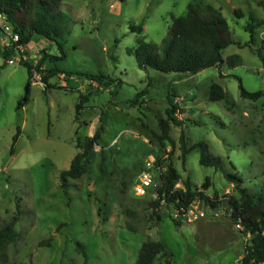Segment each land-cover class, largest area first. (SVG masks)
I'll return each mask as SVG.
<instances>
[{"label":"rangeland","instance_id":"1","mask_svg":"<svg viewBox=\"0 0 264 264\" xmlns=\"http://www.w3.org/2000/svg\"><path fill=\"white\" fill-rule=\"evenodd\" d=\"M189 4L214 6L242 45L225 48L221 66L195 74L140 68L127 49L139 36L160 47L173 18L185 14ZM60 5L70 30L64 58L55 59L62 54L58 44L39 35L17 55L11 37L0 29V228L18 207L22 210L18 237L0 252V264H135L147 240L162 241L171 254L153 264H169L167 259L170 264H238L250 235L230 218L225 196L240 194L221 171L200 163L198 149L184 161L180 135L184 130L188 146L206 142L210 154L221 158L227 172L239 174L249 191L264 187V98H244L240 89L241 80L249 92L264 91V66L254 51L264 43V24L255 30V44L246 45L250 33L245 30L251 17L264 21V0H60ZM237 56L241 64L231 67L229 59ZM21 58L33 66L46 58L40 69L49 75L46 90L35 72L24 107L19 101L29 74ZM52 68L54 75L47 72ZM214 82L226 91L225 100L209 99ZM143 90L142 105L129 102ZM172 94L178 107L174 117L185 123L169 120L171 140H164L160 120L169 118ZM98 129L87 171L68 178L65 193L60 172L78 153L77 140ZM150 156L176 167L178 188L187 179L198 188L209 177L207 193H217L220 204L213 208L197 198L190 211L198 216L189 221L173 203L154 207V192L135 194Z\"/></svg>","mask_w":264,"mask_h":264},{"label":"trees","instance_id":"2","mask_svg":"<svg viewBox=\"0 0 264 264\" xmlns=\"http://www.w3.org/2000/svg\"><path fill=\"white\" fill-rule=\"evenodd\" d=\"M0 13L6 16L7 21L13 26L15 32L20 35V44L27 45L34 35L51 40L58 44L62 51L61 59L65 57L63 51V40L70 30L68 28V17L61 9L60 0H0ZM242 15L241 11H236ZM264 21H257L251 17L245 26V30L250 33V39L246 45L255 44V30L262 26ZM135 32L141 33V26L132 27ZM1 29V27H0ZM231 44L241 46L240 42L234 40L230 31L228 20L214 6L189 4L185 14L174 17L168 28L167 36L163 39L160 47L155 46L143 37H138L136 45L128 48L127 52L136 58L140 68H154L161 72L171 73H198L199 71L212 67L221 66L224 63L222 51ZM264 43L255 49V53L261 59L264 66ZM5 55H10V50L4 51ZM237 59V61H236ZM39 64L32 65L27 60L20 59V63L28 68L29 80L25 87V95L19 101V107H24L30 97L31 86L33 84V70L41 75V81L48 87L49 75H44ZM231 67L241 64L240 57H231L228 61ZM49 74H56L54 68L47 71ZM100 78V77H99ZM98 78V79H99ZM241 96L249 99L264 98V91L249 92L246 90L240 80ZM143 90L130 103L142 105L139 101L141 96L146 93ZM174 94L168 97L169 107L166 109L168 119H161L162 128L161 138L171 140L170 121L175 125L183 127L184 121L174 117L177 105L174 102ZM227 93L224 88L214 82L210 87L209 99L211 101L225 100ZM82 108L80 102L76 106V121ZM21 134V127H18L17 133L13 138L11 153L14 152V146ZM100 129L96 130L93 136L86 137L81 142L77 140L78 153L74 156L70 168L60 172V186L68 192L70 188L68 178H79L86 171V164L93 153L94 146L99 143ZM180 143L182 156L185 157L192 150L200 151V163L206 166H213L217 171H221L224 177L235 184L240 197L225 196L230 207V218L242 227L241 232L250 235V242L246 245L244 255L238 264H264V187L258 191L251 192L242 184L244 179L237 173L227 172L223 166L220 157L212 156L209 152L208 144L204 141L197 142L188 146L186 133L181 131ZM157 164L164 167L159 175L160 184L158 186V198L152 202L154 207L160 206L162 201L173 203L180 214L188 211L192 203L200 198L209 206L216 208L221 199L217 193L210 196L207 190L210 187V179L207 177L200 187H194L190 180H186L184 188L176 187L181 179V174L165 158H157ZM22 210L18 207L17 214L11 221L5 223L0 228V252L4 250L9 243L16 241L18 233L16 224L21 219ZM50 244V241L48 242ZM78 250L87 258V252L81 242H77ZM167 246L162 241L147 240L144 241L139 251L135 264H153L158 256H170ZM170 264V261L167 259Z\"/></svg>","mask_w":264,"mask_h":264},{"label":"built area","instance_id":"3","mask_svg":"<svg viewBox=\"0 0 264 264\" xmlns=\"http://www.w3.org/2000/svg\"><path fill=\"white\" fill-rule=\"evenodd\" d=\"M0 27L2 31L8 33V35L11 37V40L13 42L12 46L15 48L17 55H20L21 52H24L26 50V45L19 43L21 39L19 33L14 31L13 26L7 21L6 16L2 13H0ZM9 62L15 63V60L10 59ZM35 72L40 75L39 72L33 70V77ZM163 169L164 167L157 164V158L155 156H150L145 161L143 168L138 174L137 181L135 182L133 187L134 193L139 196H147L154 192L156 196H158L157 189L160 184L159 175L161 174ZM181 215L187 216L189 221H193L192 216H194V218L198 216V214H195L193 213V211H190V208L188 211L184 212ZM203 215L204 213L201 212V216ZM238 225L241 226L240 224Z\"/></svg>","mask_w":264,"mask_h":264},{"label":"crops","instance_id":"4","mask_svg":"<svg viewBox=\"0 0 264 264\" xmlns=\"http://www.w3.org/2000/svg\"><path fill=\"white\" fill-rule=\"evenodd\" d=\"M34 83V82H33Z\"/></svg>","mask_w":264,"mask_h":264}]
</instances>
